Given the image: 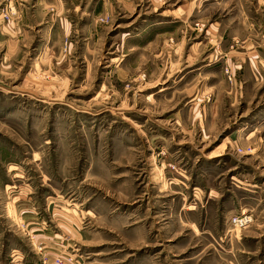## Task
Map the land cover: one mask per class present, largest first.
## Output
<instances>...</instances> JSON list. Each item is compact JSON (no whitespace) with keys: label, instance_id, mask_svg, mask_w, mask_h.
Here are the masks:
<instances>
[{"label":"rangeland","instance_id":"rangeland-1","mask_svg":"<svg viewBox=\"0 0 264 264\" xmlns=\"http://www.w3.org/2000/svg\"><path fill=\"white\" fill-rule=\"evenodd\" d=\"M60 258L264 264V0H0V264Z\"/></svg>","mask_w":264,"mask_h":264},{"label":"built area","instance_id":"built-area-1","mask_svg":"<svg viewBox=\"0 0 264 264\" xmlns=\"http://www.w3.org/2000/svg\"><path fill=\"white\" fill-rule=\"evenodd\" d=\"M249 218H244V219H238L237 222H238V225H242V226H245L247 225V223L249 222L248 220ZM64 262V259L60 258L58 259V264H62Z\"/></svg>","mask_w":264,"mask_h":264},{"label":"bare ground","instance_id":"bare-ground-1","mask_svg":"<svg viewBox=\"0 0 264 264\" xmlns=\"http://www.w3.org/2000/svg\"><path fill=\"white\" fill-rule=\"evenodd\" d=\"M249 220V219H248Z\"/></svg>","mask_w":264,"mask_h":264}]
</instances>
